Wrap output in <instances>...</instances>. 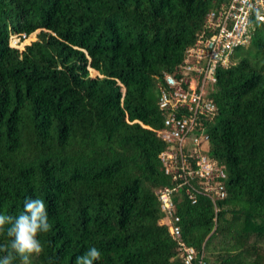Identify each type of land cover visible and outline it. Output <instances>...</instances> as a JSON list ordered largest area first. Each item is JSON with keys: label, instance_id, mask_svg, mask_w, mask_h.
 I'll return each mask as SVG.
<instances>
[{"label": "trees", "instance_id": "16d2710c", "mask_svg": "<svg viewBox=\"0 0 264 264\" xmlns=\"http://www.w3.org/2000/svg\"><path fill=\"white\" fill-rule=\"evenodd\" d=\"M229 2L0 0V214L44 201L51 229L32 264H76L93 246L95 264H185L156 194L177 183L160 159L172 148L156 134L168 116L160 87ZM253 28L249 52L209 90L220 211L184 187L175 195L193 264H264V24Z\"/></svg>", "mask_w": 264, "mask_h": 264}, {"label": "built area", "instance_id": "2783aa9c", "mask_svg": "<svg viewBox=\"0 0 264 264\" xmlns=\"http://www.w3.org/2000/svg\"><path fill=\"white\" fill-rule=\"evenodd\" d=\"M254 21L264 24V0H230L220 10L209 13L203 34L187 50L175 73L166 77V86L160 87L159 106L168 116L156 134L172 146L160 154V159L166 174L172 175L177 183L156 194L166 214L162 223L169 224L185 264H193L197 252L183 241L175 195L184 187L192 204L201 196L207 197L216 213L220 211L218 203L227 196L224 168L205 153L210 142L207 121L217 111L209 90L217 83L219 68L232 65L235 50L251 43ZM23 38L13 37L11 45L21 49L28 37Z\"/></svg>", "mask_w": 264, "mask_h": 264}, {"label": "clouds", "instance_id": "9594fccd", "mask_svg": "<svg viewBox=\"0 0 264 264\" xmlns=\"http://www.w3.org/2000/svg\"><path fill=\"white\" fill-rule=\"evenodd\" d=\"M51 229L48 212L42 199L28 198L23 211L18 215L0 214V234L6 233L9 243L0 244V264H13L19 258L20 264H32L31 258L43 253L44 248L38 239L41 233ZM102 253L96 247H90L76 258V264H95Z\"/></svg>", "mask_w": 264, "mask_h": 264}, {"label": "rangeland", "instance_id": "374dc122", "mask_svg": "<svg viewBox=\"0 0 264 264\" xmlns=\"http://www.w3.org/2000/svg\"><path fill=\"white\" fill-rule=\"evenodd\" d=\"M35 40H36V34H33L30 37L25 39V41L23 42V45H21L20 48L22 49L24 46L29 45L30 43H32ZM248 52H249L248 46L239 48V49L235 50L234 57L235 58L237 57V59H239L242 55H245ZM91 72H92L93 77L98 76V74H99L97 71H94V70H91Z\"/></svg>", "mask_w": 264, "mask_h": 264}]
</instances>
